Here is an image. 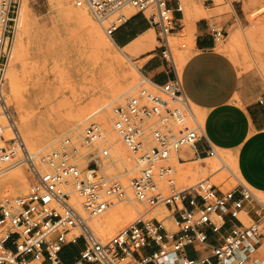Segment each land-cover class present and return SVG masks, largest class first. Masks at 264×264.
Returning a JSON list of instances; mask_svg holds the SVG:
<instances>
[{
	"label": "built area",
	"instance_id": "obj_1",
	"mask_svg": "<svg viewBox=\"0 0 264 264\" xmlns=\"http://www.w3.org/2000/svg\"><path fill=\"white\" fill-rule=\"evenodd\" d=\"M197 1L206 9L215 5V0ZM226 1L233 6L241 0ZM20 2L0 0V169L26 165L32 184L26 195L0 203V264H65L62 250L80 240L83 247L73 264H264L256 256L264 234V202L215 148L204 152L220 164L214 173L224 170L236 185L222 189L212 183L214 173L186 187L178 185L169 163L172 156L179 164L186 163L181 149L194 147L205 134L175 68L167 82L156 85L143 79L153 90L141 87L137 95L112 105V129L138 159L139 171L128 186L105 172L112 164L108 139L92 118L80 142L63 136L48 153L29 151L4 90ZM70 3L86 9L110 38L126 22L130 9L143 14L156 30L158 49L171 56L168 37L176 30L173 13L183 15L181 0ZM208 31L212 37L218 25ZM94 143L104 146L87 158L81 150ZM196 157L201 159L202 154ZM129 193L145 211L109 239L100 240L89 221L128 200ZM161 206L166 217L150 215ZM241 213L250 217L248 225L240 220ZM167 217L170 226L165 224ZM228 219L236 223L227 226Z\"/></svg>",
	"mask_w": 264,
	"mask_h": 264
},
{
	"label": "rangeland",
	"instance_id": "obj_2",
	"mask_svg": "<svg viewBox=\"0 0 264 264\" xmlns=\"http://www.w3.org/2000/svg\"><path fill=\"white\" fill-rule=\"evenodd\" d=\"M181 7L183 24L206 20L218 25V33L210 37L207 43H210L208 46L212 47L215 52L226 55L234 64L237 74L234 100L246 104L259 99L264 94V0H241L233 6L226 0H215V5L210 9H206L197 0H181ZM189 9H194V11L202 9V16H199L200 18L196 15L188 17ZM71 10L76 9L70 0H64L62 3H58L57 0H21L19 11L24 13L25 24L21 26L18 20L15 28L11 60L5 76L4 90L7 103L12 110L26 147L31 153L39 156L55 149L63 136H69L74 141L80 142L86 122L90 118L98 122L108 139L112 162L105 172L116 176L118 181L128 186L129 181L139 171L138 159L137 155L128 151L121 140L113 134L112 105H118L126 97L137 95L141 87L153 90L148 83L143 82V79L156 85L167 82V75L172 76L175 68L172 59H175L176 72L181 77L180 66L189 56V50L194 54L200 48L194 47L192 35L183 30L169 35L171 49L169 57L158 49L159 43L153 33L146 39L145 49L149 51L148 54L141 56L145 50L138 47L127 54L126 49L115 46L90 14L88 15L99 32L100 38L95 37L96 33L88 34L87 30L85 31L74 21L69 15ZM132 13L134 10L130 9L127 12L128 17ZM240 38L241 40H237ZM103 39H109L106 42L110 41L107 42L106 47L104 45L102 47ZM178 61L180 63L177 64ZM9 71H11L10 76ZM17 79L19 81H16ZM11 85L16 89V96L11 92ZM117 89H121V92L115 96L113 91ZM191 105L200 120L197 106L192 103ZM49 135L52 139L46 144L39 146L36 143L37 140ZM103 146L94 143L81 151L89 158L96 149H101ZM112 146L117 149L118 153H114ZM191 149L185 146L181 149V154L184 155ZM217 151L234 171L231 165L232 154L226 152V155L225 152ZM184 157L186 160L189 158ZM190 157L192 158L193 155ZM197 158L192 161L194 163L186 161L179 165L175 155L172 156L169 163L175 170V178L180 188L212 175L220 166L215 158L206 157L204 160ZM193 167H196L195 169L204 167L206 172L201 177L193 178L191 176ZM18 169L24 176H27V179L30 177L26 184V191L12 197L4 196L0 192V203L28 193L32 184L31 173L26 165L19 166ZM234 172L241 180L238 172ZM7 173L9 171L2 173L0 180L4 179ZM215 175H218L219 181H215ZM211 180L222 189L229 190L236 185L232 177L224 170L214 173ZM251 190L264 202V193L255 189ZM132 202H135L139 208V212L135 215L136 218L145 211V208L134 198L116 203L103 217L117 211L119 205ZM150 215L161 219L166 217L168 212L161 206L154 209ZM120 217L124 221V215L121 214ZM239 218L245 225L250 223V217L243 213ZM167 219L165 224L170 226L171 222ZM123 221L112 224L113 233L110 236H102L99 231L91 227L100 240H107L129 223L124 224ZM82 247L80 240L76 245L64 251L61 259L66 263L70 262L73 256L78 255ZM256 256L264 261V234Z\"/></svg>",
	"mask_w": 264,
	"mask_h": 264
},
{
	"label": "crops",
	"instance_id": "obj_3",
	"mask_svg": "<svg viewBox=\"0 0 264 264\" xmlns=\"http://www.w3.org/2000/svg\"><path fill=\"white\" fill-rule=\"evenodd\" d=\"M169 5L173 7V3ZM192 11L196 12L189 9L187 16H192ZM173 16L176 20L174 33L186 30L193 37L194 47L200 48L194 54L189 50V56L180 66L184 94L192 104L205 112V139L192 147V151L184 154L188 156L192 152L193 155L186 161L195 160L197 153H201L205 159L204 152L209 146L228 151L234 157L237 172L244 183L251 189L264 193V94L253 103L235 101L237 74L234 64L226 55L215 52L208 46L210 43H207L211 39L209 26L215 22L211 24L202 20L183 24V15L173 13ZM152 33L156 35V30L147 18L134 12L113 32L111 39L117 47L126 49L127 54L137 47L142 48L145 51L141 56H144L149 53L145 49L146 39ZM173 65L177 70L174 61ZM246 209L250 210V206L247 205ZM235 223L236 221L228 219L227 226ZM71 246H66L61 254ZM77 256H73L70 262L62 261L73 264Z\"/></svg>",
	"mask_w": 264,
	"mask_h": 264
},
{
	"label": "bare ground",
	"instance_id": "obj_4",
	"mask_svg": "<svg viewBox=\"0 0 264 264\" xmlns=\"http://www.w3.org/2000/svg\"><path fill=\"white\" fill-rule=\"evenodd\" d=\"M58 1V3H62V1H64V0H57ZM70 9V8H69ZM75 11H73V10H71L70 12H69V15L73 18V20L74 21H76L82 28H84L85 29V31L87 30L88 32V34H92L93 35V33H96L95 34V37L97 36V38H100L101 36L99 35V32L97 31V29H96V27L93 25V21L91 20V18H90V16L88 15L89 14V12L86 10V9H83V8H76L75 7ZM194 10V9H193ZM196 10V9H195ZM25 11V10H24ZM194 13H196V16H197V18L199 17V16H202L201 15V11H196V12H194ZM193 13V11H192V15L194 14ZM20 15V17L19 18H17V21L19 20V23L21 24V26L23 25V24H25L24 23V21H25V16H24V13H23V11H19L18 10V16ZM17 16V17H18ZM195 16V15H194ZM188 17H190V16H188ZM72 18H70V19H72ZM16 21V25H18L17 22ZM102 35V34H101ZM238 36H239V34H237ZM104 37V36H103ZM111 41H112V39L110 38V37H108ZM109 39H106V40H109ZM233 39V38H232ZM96 40H98V39H96ZM106 40H104L103 39V44H102V47H103V45L105 46L106 44H107V42H110V41H107L106 42ZM231 40V39H230ZM237 40H241V38L240 39H237ZM101 41H102V39H101ZM100 41V42H101ZM113 42V41H112ZM232 42H235V41H232ZM13 44V43H12ZM95 45V44H94ZM99 45V44H98ZM109 45V44H108ZM18 46V45H17ZM20 46V45H19ZM116 46V45H115ZM106 47V46H105ZM21 48V47H20ZM15 49V48H14ZM95 49V48H94ZM102 49V48H101ZM100 49V50H101ZM104 49V48H103ZM16 50V49H15ZM19 49H17V51H18ZM96 51V50H95ZM103 51V50H102ZM19 52V51H18ZM97 52H98V50H97ZM14 53H16V51H14ZM99 53V52H98ZM184 55V54H183ZM16 57H18V56H16ZM115 58H117V56L115 57ZM180 57H178V59H179ZM16 59V58H15ZM10 60H11V58H10ZM174 62H175V59H172ZM178 63H180L179 61L177 62V64ZM176 64V63H175ZM9 66V65H8ZM178 66V65H177ZM7 69H8V67H7ZM6 74H7V70H6V73H5V76H6ZM9 76L11 75V71H9ZM17 78V77H16ZM136 78V77H135ZM24 79V78H23ZM125 79V78H124ZM16 81H19L18 79L16 80ZM133 84V83H132ZM14 86L13 85H11V92H12V94L13 95H15L16 96V89L15 88H13ZM114 93V95L116 96L117 94H120V92H121V89H117V90H115V91H113ZM111 101V100H110ZM107 103V102H106ZM108 105V104H107ZM197 109H198V111H199V115H200V120L203 122V120H204V116H205V112L203 111V110H201V109H199L198 107H196ZM103 110V109H102ZM100 112V111H99ZM102 116V115H101ZM103 118V117H102ZM81 119V118H80ZM104 120V119H103ZM80 121V120H79ZM75 127H76V125H75ZM111 134H112V132H111ZM115 136H117L116 134H115V132L113 133ZM29 135V134H28ZM34 136V135H33ZM35 137V136H34ZM114 137V136H113ZM52 139V137H51V135H49V136H46L45 138H43V139H41V140H37L36 141V143L40 146V145H43V144H46V142H48V141H50ZM44 146H46V145H44ZM44 146H43V148H44ZM113 147V146H112ZM41 148V147H40ZM123 148V147H122ZM124 149V148H123ZM42 150V149H41ZM113 151H114V153H118V151H117V149L116 148H114L113 147V149H112ZM120 151V150H119ZM191 151H192V149H191ZM220 151H222V152H225V154H226V152H228V151H223V150H220ZM187 153V152H186ZM230 153V152H229ZM122 154V153H121ZM116 155V154H115ZM123 156H124V154H122ZM188 155V157H190V156H192V152H191V154H187ZM227 155V154H226ZM115 157H117V156H115ZM229 156H227V158H228ZM118 158V157H117ZM206 159V158H205ZM229 159V158H228ZM200 160H204V159H200ZM196 161H198V160H196ZM231 161V160H230ZM122 163V162H121ZM192 163H194V162H192ZM115 164H117V162L115 163ZM177 164H179L178 162H177ZM237 163H236V161H235V159H234V157H233V160H232V162H231V165H232V167H233V169H234V171H238V169H237V165H236ZM179 165H182V164H179ZM19 166H23L22 164H18V165H13V166H9V167H4V168H2V169H0V175L2 174V173H6V172H8L9 171V173H7V176L4 178V179H1L0 180V192H1V194L2 195H4V196H8V197H12V196H16V195H19V194H22L23 192H25L26 191V184L29 182V180L28 179H30V177H28V179H27V176L25 175H23L21 172V170L20 169H18V167ZM127 167V166H126ZM16 168V169H15ZM118 168H119V166H118ZM194 168V167H193ZM196 168V167H195ZM193 169L192 171H191V176H193V178L194 177H198V176H200L201 177V175H203L205 172H206V169L204 168V167H199V168H197V169ZM13 169V170H12ZM120 169V168H119ZM11 170V171H10ZM126 170V169H125ZM190 170V169H189ZM190 174V173H189ZM199 177V178H200ZM214 179H215V181H219V177H218V175H215L214 176ZM195 180V179H194ZM131 195V194H130ZM131 199H133V198H129V200H131ZM139 208L137 207V204H135V202H132V203H130V204H124V205H119L118 206V208H117V211H113V212H111V213H108L109 215L107 216V217H103L108 211H106L105 212V214H103L102 216H100V217H98V218H95V219H92V220H90L89 221V225L90 226H92L93 228H94V230H96V231H99V234L101 233V235L102 236H107V235H111L112 233H113V230H112V224L113 223H115V222H117V221H123V219L120 217L121 216V214H123L124 215V217H125V219H124V221H123V223L125 224V223H127V222H130V221H133V219L135 218V215L139 212V210H138ZM116 224V223H115ZM91 227V228H92ZM93 230V229H92ZM117 231V230H116ZM115 233V232H114ZM113 236V235H112Z\"/></svg>",
	"mask_w": 264,
	"mask_h": 264
}]
</instances>
